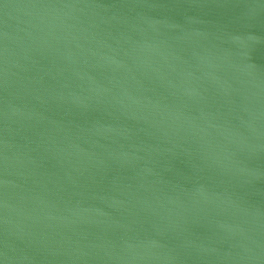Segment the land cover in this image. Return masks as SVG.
Here are the masks:
<instances>
[{
    "label": "water",
    "instance_id": "95a60500",
    "mask_svg": "<svg viewBox=\"0 0 264 264\" xmlns=\"http://www.w3.org/2000/svg\"><path fill=\"white\" fill-rule=\"evenodd\" d=\"M0 264H264V0H0Z\"/></svg>",
    "mask_w": 264,
    "mask_h": 264
}]
</instances>
